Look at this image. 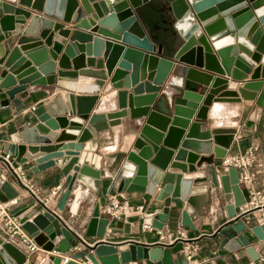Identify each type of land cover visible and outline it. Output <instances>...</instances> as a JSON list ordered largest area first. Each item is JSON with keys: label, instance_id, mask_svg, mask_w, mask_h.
Here are the masks:
<instances>
[{"label": "water", "instance_id": "1", "mask_svg": "<svg viewBox=\"0 0 264 264\" xmlns=\"http://www.w3.org/2000/svg\"><path fill=\"white\" fill-rule=\"evenodd\" d=\"M154 14L163 17V28L152 24ZM79 75L96 79L95 94L62 91L31 107L23 102L28 84L74 85ZM239 99L264 104V0H0V109L12 106L20 121L0 140V190L5 193L0 202L14 201L9 213L44 252L64 254L79 243L83 250L72 258L86 257L91 264H187L184 256L173 257V249L195 240L178 239L168 246L105 241L109 224L96 205L83 241L40 200L30 194L20 198L27 191L10 172L17 189L7 192L4 155L12 165L32 161L31 172L37 175L54 167L59 149L73 159L62 168L66 171L60 170L64 178L56 209L63 212L71 200L75 214L85 186L100 195L98 134L128 118L124 139L130 146L118 192L145 193L162 204L160 213L142 223L162 230L175 222L193 232V220L204 216L212 189L219 190L228 220L202 238L216 243L219 256L244 249L254 262L259 254L242 234L243 222L234 218L248 201V191L239 186L235 169L213 164V158L227 154L233 132L201 130L212 103ZM95 107L113 111L94 114ZM56 139L55 145L63 144L54 146ZM202 163L208 165L209 178L183 180L167 172H196ZM122 228L129 234L128 223ZM251 232L264 241V227ZM26 262L20 249L0 240V264Z\"/></svg>", "mask_w": 264, "mask_h": 264}, {"label": "crops", "instance_id": "2", "mask_svg": "<svg viewBox=\"0 0 264 264\" xmlns=\"http://www.w3.org/2000/svg\"><path fill=\"white\" fill-rule=\"evenodd\" d=\"M152 24L158 28H163L165 26L163 24V17L158 14L153 15ZM53 66L56 72L58 70L57 61ZM26 78L28 77H24V79ZM245 81H249V76L246 77ZM96 82V79L93 77L79 75L77 83L74 85H83L84 89L72 88L71 84L59 81H56V84L53 86H31L28 84L25 92L22 93L26 97L23 102L31 107L36 102H46L55 98V96L62 91H67L73 95H92L97 92ZM238 86H241V84ZM105 99L106 96L102 95L101 101ZM111 111H113V109H96L95 107L93 112L94 114H101ZM26 112L27 110H24L22 115ZM207 117V125L201 128V130L209 129L215 134H228L233 132V140L227 151L228 155L242 153L251 147H257V157L263 165V169L255 177V186L256 188H260V184L262 180H264V104L262 107H257L254 105V102L243 101L241 99H239L237 103L214 102L212 103ZM19 124L20 121L16 120L12 106H10V108L0 109V140L3 136L11 133L12 128ZM126 124H128V118L120 119V125L109 128L107 131L97 136V149L95 155L97 159H100L101 164V180L99 183L100 195L96 196L91 189L85 186L75 214L70 212L71 200H69L63 212L56 209L59 196L48 204V207L52 211L61 216L68 228L80 237H82L85 232L87 222L94 207L96 205H98L99 208L102 207L105 198L110 194L119 195L130 205L142 206L147 216H154L162 210V204L157 202L154 197H149L145 193L118 192L120 168L124 162L125 153L129 150L130 146V143L124 139L127 129ZM56 128L57 131L54 133L58 136L60 128L59 126ZM55 141H58V139L52 141V144L56 147L63 144V141H61L55 145ZM9 142H11L10 144L12 145L17 144V142L13 141ZM37 146L40 147L41 145ZM58 150L59 149L55 150L54 155L56 154L59 157L52 159L54 167L51 169L34 175L30 169L32 164L30 162L32 161H28L23 165L26 170L27 178H29L40 190L39 198L46 197L52 187L62 183L64 174H61L60 170L66 171L67 169L62 168H68V165L72 162L73 157L67 156L64 153H59ZM213 164L218 165V159L213 158ZM167 172L179 174L183 180H193L194 178L204 176L209 178L208 165L205 163H202L198 171L192 173H182L180 170H171L170 168L167 169ZM3 173L4 182H9L7 192L10 193L12 190L17 189L15 183L11 180V175L5 170H3ZM4 196L5 193L0 190V198ZM26 196L27 193L25 191H21L19 194L20 198ZM13 202L14 201H8L5 203L7 208L13 204ZM207 203L208 205L204 210V216L193 220L195 228L193 232L189 231L187 227H183L175 222L165 225L162 230H156L154 228H151V230H143L142 219L132 216L128 219L129 234H124L123 228H119L118 225L115 227L116 223L112 222L106 229L104 240L117 244L132 241L141 245H154L165 241L168 237L173 238L180 236L184 240H195L192 246L195 247L194 258L198 262L211 260L212 264H264V242H258L253 237H250V241L253 244V248L260 255V258L254 262L249 258L244 249L225 256H219L217 254L216 243L202 238V236H210L213 234L219 226L223 225L228 220L221 191L212 189V195L208 198ZM253 216L256 218L259 216L264 217V209L254 212ZM95 240L97 239L90 242L92 243ZM185 245V242L176 244L173 249L174 258L180 255V251ZM43 258H45V253L39 252L30 256L28 262L39 264L40 260ZM138 264L152 263L144 260L138 262Z\"/></svg>", "mask_w": 264, "mask_h": 264}, {"label": "built area", "instance_id": "3", "mask_svg": "<svg viewBox=\"0 0 264 264\" xmlns=\"http://www.w3.org/2000/svg\"><path fill=\"white\" fill-rule=\"evenodd\" d=\"M257 151V147H251L242 153L233 155L226 154L223 158L218 159L217 165L235 169L237 172L239 186L241 188H245L248 191V201L238 209H236L234 218H237L243 222L245 230L242 232V234L249 240L250 237L255 238L251 232L252 227H264V217L259 216L256 218L253 216L254 212L262 211L264 209V180H262L260 188H256L255 186V177L263 169V165L257 157ZM3 158L7 162V165H2L1 169L7 171L8 173L10 172L13 176H15L18 182L26 189L27 194H30L33 197L37 198L47 207L51 201L55 200L59 196L60 185H57L49 190V193L46 197L39 198L40 190L33 184V182L29 178H27L25 168L21 165H12L10 163L9 155H4ZM0 184H3V181H0ZM99 215L100 217L106 218L109 225L112 222H115L119 225V228H122L124 224L128 223V219L132 216H136L142 220L150 217L145 214L142 206L130 205L119 195L114 194L107 195L103 206L99 208ZM151 228L152 227L150 225L142 223L143 230H151ZM77 237H79L80 240L84 241L82 237L78 235ZM178 239L184 240L180 236H176L173 238L168 237L165 241L160 242L159 244L168 246ZM0 240H2V242L11 243L12 245L20 249L26 255L27 262L29 261L30 256H32L33 254L43 252L45 253V258L40 260L39 264H53L54 258H59V264H68L70 261H74L77 264H91V262L86 257L78 260H74L72 258L74 254L83 250L82 245L79 243H76L74 246L70 247L68 252L64 254L57 253L54 250L50 252L42 251L21 229L19 219L11 215L8 211L7 205L1 202ZM255 240L262 243L264 242L259 241L257 238H255ZM185 244L186 245L181 249L179 256H184L187 260V264H212L211 260H204L201 262L196 261V259L194 258L195 247L192 246L193 242H185ZM250 246H252L253 248V244L251 241ZM129 264H138V262H131Z\"/></svg>", "mask_w": 264, "mask_h": 264}, {"label": "bare ground", "instance_id": "4", "mask_svg": "<svg viewBox=\"0 0 264 264\" xmlns=\"http://www.w3.org/2000/svg\"><path fill=\"white\" fill-rule=\"evenodd\" d=\"M72 88H76V89H84L83 85H71Z\"/></svg>", "mask_w": 264, "mask_h": 264}]
</instances>
